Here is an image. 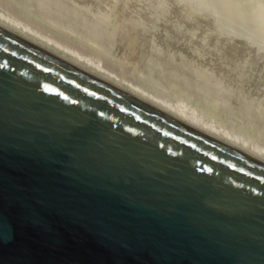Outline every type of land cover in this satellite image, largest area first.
Returning a JSON list of instances; mask_svg holds the SVG:
<instances>
[{"label":"water","instance_id":"1","mask_svg":"<svg viewBox=\"0 0 264 264\" xmlns=\"http://www.w3.org/2000/svg\"><path fill=\"white\" fill-rule=\"evenodd\" d=\"M0 264H264V162L0 27Z\"/></svg>","mask_w":264,"mask_h":264},{"label":"rangeland","instance_id":"2","mask_svg":"<svg viewBox=\"0 0 264 264\" xmlns=\"http://www.w3.org/2000/svg\"><path fill=\"white\" fill-rule=\"evenodd\" d=\"M258 2L0 0V13L263 147L264 38L243 30L260 25Z\"/></svg>","mask_w":264,"mask_h":264},{"label":"bare ground","instance_id":"3","mask_svg":"<svg viewBox=\"0 0 264 264\" xmlns=\"http://www.w3.org/2000/svg\"><path fill=\"white\" fill-rule=\"evenodd\" d=\"M263 1L262 0H259V2L264 5V2ZM227 4H228V2H227ZM261 4H257L258 7L255 9V13H254L256 15V18L259 20L260 25L259 26H256V27L254 26L253 28L250 27L248 29H247V27L243 28V30H247V31H251L250 29H252L253 30V33H254L252 35H254L255 38H256V40L257 41H260V42H261V39L264 38V6H262ZM221 6H223V5H221ZM219 8H217V10H219ZM221 15H223V14H221ZM220 16H218V17H220ZM217 20H218V18H217ZM231 23H233V22H231ZM0 27L5 28L9 32H11V33H13V34H15V35H17L19 37H22V38H24V39L32 42L33 44H35L37 46H40V47H42L44 49H47V50L53 52L57 56H59V57L65 59V60L71 62L72 64L78 66L79 68H81V69H83V70L91 73L92 75H94V76H96V77H98V78H100V79H102V80H104V81H106V82H108V83L116 86L117 88H119V89L127 92L128 94H130V95H132V96H134V97H136L138 99H141V100L147 102L148 104H150V105L158 108L159 110H161V111H163V112H165V113L173 116L174 118H176V119H178V120H180V121H182V122H184V123H186L188 125H191V126L197 128V129H199V130H201V131H203V132H205V133H207V134H209V135H211V136H213V137H215V138H217L219 140H222V141L226 142L227 144L231 145L232 147L236 148L237 150H239V151H241V152H243V153H245V154H247V155H249V156L257 159V160H260V161L264 162V146L261 147V144H257V143H254V142H250V139L248 137L246 138V137H243L241 135H235V134H233L231 132H228L226 129L224 130L223 127L218 124V121L217 120H216V122H215V120L214 121L207 120L203 116L198 115L196 111H194L192 109H189L190 107H188L185 104H180V103L179 104L178 103L177 104H174L171 101L164 100V99L158 97L157 95H155L153 93H150V92H148V91L140 88L139 86H137V85H135V84H133V83H131L129 81H126V79L121 78L120 75H118V74H116V73H114L112 71H109L108 69H106L102 65V63L96 62L94 60H91V59L85 57L83 54H79L78 52H73L70 49L63 47L57 41H54L51 38H47L46 36H43V35H40V34L36 33L34 30H32L29 27L21 24V22H16L14 19H12L9 16H6V15H4L2 13H0ZM251 33H252V31H251ZM249 34H250V32H249ZM38 39L41 41V43L38 42ZM132 39H134V38H132ZM131 40H129V41L131 42ZM132 43H133V40H132ZM133 45H134V43H133ZM133 45L131 47L134 48ZM256 45H257V43H256ZM123 46H124V43H123ZM51 47H56L58 50H61L65 54L62 55L58 51L51 49ZM229 73H231V72H229ZM215 76H216V74H215ZM231 81H233V80H231Z\"/></svg>","mask_w":264,"mask_h":264}]
</instances>
